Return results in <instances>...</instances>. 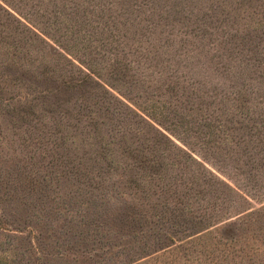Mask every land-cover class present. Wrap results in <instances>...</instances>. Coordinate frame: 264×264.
<instances>
[{
	"label": "rangeland",
	"instance_id": "obj_1",
	"mask_svg": "<svg viewBox=\"0 0 264 264\" xmlns=\"http://www.w3.org/2000/svg\"><path fill=\"white\" fill-rule=\"evenodd\" d=\"M129 1L109 31L0 0V264H264V0ZM88 67L181 162L97 154L112 105L47 92Z\"/></svg>",
	"mask_w": 264,
	"mask_h": 264
},
{
	"label": "trees",
	"instance_id": "obj_2",
	"mask_svg": "<svg viewBox=\"0 0 264 264\" xmlns=\"http://www.w3.org/2000/svg\"><path fill=\"white\" fill-rule=\"evenodd\" d=\"M47 1H48L47 3L48 9L45 10V12L48 15L47 14L45 15L47 16V24L49 25V28H54L57 25H63V23L65 22L67 24L69 21L70 22L72 21L73 25L74 24L79 25L84 21L86 25L93 24V22H95L98 25H102L103 28L107 27L109 31H113L114 28H116L115 25L116 21L114 20V22L111 25L109 23L107 24V22L104 20L105 11L111 10L112 6L110 5L114 4L113 2L115 3L117 2L120 4V1L122 0H113V2L104 1V0H47ZM106 2H108V4L110 5H107ZM128 2L130 1L125 0V4ZM49 5H52V7L54 8L49 9L48 7ZM122 12L126 13L127 11L123 10ZM18 22L21 24L20 33H24L26 30H29V26L25 25L22 20L18 19ZM33 33L39 38V40L42 43H46L45 45L47 44L49 45L46 39L41 37L40 34H38L35 31ZM113 37L114 36L112 35V40L114 41ZM115 37L117 36L115 35ZM94 50L96 53L99 54L98 47H95ZM30 52L31 50L29 51V53ZM119 63H123V61H120L117 58L115 61V64L117 65V69L120 68L119 71L126 73L125 70L127 71V68L130 67L129 63L127 64L128 66H125L124 63L123 66H121L119 65ZM80 70L82 71V73H84L82 77L74 78L73 80L70 81L67 80L63 82L64 83V85L62 86L63 88L62 87H57L56 89L49 88L47 89V92L49 94L52 93L53 95H55L62 90L64 91L71 90L77 92L84 89L86 90V92H90L91 94H93L94 91H96L95 96L100 100V102L109 103L110 105H112L111 107H108L111 111V116L108 117L110 120V124L108 131H106L109 134V138L107 140L105 139L106 140L105 143L102 142L100 144V149L97 151V154H99V156H101L103 160L108 159V157L114 154L115 151L116 152L118 151L119 154L122 155L127 154L128 156H132V157L137 156L139 160L138 164L140 167H142L143 164H150V165L159 164L160 166H163L166 165L165 162L163 161L161 162L160 160H158L159 155L154 156L155 153H152V150H160L162 147H164L162 150L163 155H161L162 158L164 159L165 157L167 159H171L172 157L175 158V155H177L176 153H174L173 156L169 154V153H173V149L169 145L172 144L175 146L176 144L171 140V137H169L168 134H166L163 130H161L151 121V118L154 117H152V113H149L150 111L143 109L144 107H139V109H135L131 107L129 104H127L123 99L117 97V95L113 91L105 87L99 80H96L94 78L93 73H95V71L92 69V67H88L89 70L88 72L81 68ZM91 85H94L95 90L87 87ZM238 95H240V93L237 91L235 93V96L237 97ZM208 96L211 95L209 94ZM218 100L220 101V99ZM152 108L153 110L154 109L156 110V107H152ZM21 117L24 118V116ZM167 141L168 143L169 142L170 143L168 144ZM243 141L244 143L247 144V140L244 139ZM143 142H145V145L148 142L151 145L148 144L145 150L144 148L140 147V144H142ZM182 152L186 154L183 150ZM172 160H173L172 162L173 164L176 160H179L181 162L180 159H176V158L175 159L172 158ZM180 162H178L179 165ZM147 168H145V170ZM195 176L200 178L198 174H195ZM161 178L162 177L159 176L158 179ZM162 187L163 186H161V188ZM228 187L232 191H235L231 186H229V184ZM228 200L230 199L228 198Z\"/></svg>",
	"mask_w": 264,
	"mask_h": 264
}]
</instances>
